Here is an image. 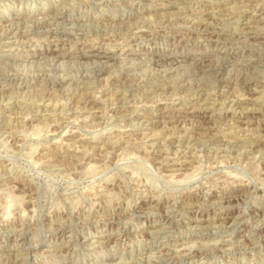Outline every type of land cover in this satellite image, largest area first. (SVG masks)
Instances as JSON below:
<instances>
[{"label": "rangeland", "instance_id": "obj_1", "mask_svg": "<svg viewBox=\"0 0 264 264\" xmlns=\"http://www.w3.org/2000/svg\"><path fill=\"white\" fill-rule=\"evenodd\" d=\"M0 264H264V0H0Z\"/></svg>", "mask_w": 264, "mask_h": 264}, {"label": "bare ground", "instance_id": "obj_2", "mask_svg": "<svg viewBox=\"0 0 264 264\" xmlns=\"http://www.w3.org/2000/svg\"><path fill=\"white\" fill-rule=\"evenodd\" d=\"M91 70V69H90ZM20 79V78H19ZM47 158V157H46ZM212 243V242H211ZM205 245V244H204ZM26 246V245H25ZM17 263V262H16Z\"/></svg>", "mask_w": 264, "mask_h": 264}]
</instances>
